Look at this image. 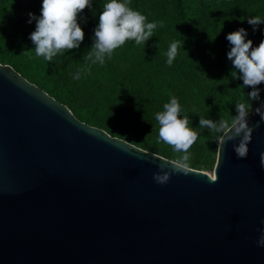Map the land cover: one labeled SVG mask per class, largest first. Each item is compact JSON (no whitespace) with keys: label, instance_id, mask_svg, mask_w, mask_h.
<instances>
[{"label":"water","instance_id":"water-1","mask_svg":"<svg viewBox=\"0 0 264 264\" xmlns=\"http://www.w3.org/2000/svg\"><path fill=\"white\" fill-rule=\"evenodd\" d=\"M248 122L259 126L246 158L238 137L212 176L190 168L158 184L171 160L0 64V264H264V121L254 110Z\"/></svg>","mask_w":264,"mask_h":264},{"label":"trees","instance_id":"trees-1","mask_svg":"<svg viewBox=\"0 0 264 264\" xmlns=\"http://www.w3.org/2000/svg\"><path fill=\"white\" fill-rule=\"evenodd\" d=\"M107 2L91 0V8L78 14L85 33L79 48L62 50L47 61L35 55L34 43L21 36L23 27L18 25L20 19H29V13L41 16L42 0H28L22 13L8 0H0V63L67 106L80 121L141 147L147 144L136 133L139 126L140 131L159 128L155 116L173 96L181 107L179 118H192L197 126L205 108L225 114L221 118L231 124L237 103H248L249 112L258 107L260 102L247 96L251 89L243 87L238 73L232 74L226 36L243 27L248 32L245 42L251 39L257 47L264 40V22L253 32L247 19L264 20V0H130L129 7L144 15L145 23H157L153 37L141 45L127 40L105 57L103 65L92 64L87 53ZM164 41L158 52L144 51L147 45ZM173 41L183 45L169 65L165 52ZM77 72L80 78L74 79ZM257 87L263 99L264 84ZM76 93L83 95L82 102L74 99ZM223 132L211 134L212 141L217 143Z\"/></svg>","mask_w":264,"mask_h":264},{"label":"clouds","instance_id":"clouds-1","mask_svg":"<svg viewBox=\"0 0 264 264\" xmlns=\"http://www.w3.org/2000/svg\"><path fill=\"white\" fill-rule=\"evenodd\" d=\"M129 3L130 0H109L104 4L98 26L94 29V42L87 53V60L92 64L103 65L105 57L110 58L113 51L127 40H134L137 45H141L153 37L157 23H145L146 17L132 10ZM86 7L91 8V0H42L41 16L37 18L33 13L28 14L29 23L32 20L36 21V29L29 37L35 45V55L52 61L53 57L62 50L79 48L85 33L77 22V17ZM262 22L264 20L260 16L247 19V23L253 26V32ZM247 36L248 32L243 27L227 34L226 39L231 45L227 58L235 69L232 74L235 76L238 73V79L243 81V87L251 89L247 93L250 101L260 102L255 108V113L264 121V100L261 99V89L257 87L264 84V40L253 48L251 39L245 42ZM182 45L179 41L170 44L166 53L169 65L173 63ZM73 78L79 79L80 73L77 72ZM249 106L248 103H237L235 105L237 115L233 117L231 124L224 119L214 122L201 117L199 127L208 128L216 133L228 130L226 138L224 135L218 137L219 151L227 142L235 141L239 137V142L233 144V149L238 158H246L254 127L259 126L258 124L249 126ZM163 107L164 111L155 116L159 123V139L172 146L176 152L185 154L171 162V171L166 170V164L159 165L160 171L153 174V179L158 184L167 183L173 173L183 172L187 175L190 172L188 150L198 138V133L188 126V117L179 118L181 107L175 96ZM260 164L264 167V153L260 154ZM210 180L215 182L217 177H211ZM260 232L261 235L256 243L259 247H264V229Z\"/></svg>","mask_w":264,"mask_h":264},{"label":"rangeland","instance_id":"rangeland-1","mask_svg":"<svg viewBox=\"0 0 264 264\" xmlns=\"http://www.w3.org/2000/svg\"><path fill=\"white\" fill-rule=\"evenodd\" d=\"M8 1H9L10 5L12 6V8L16 9L18 13H22L26 9V7L28 6V0H8ZM28 21H29V19L27 21H24V22H23V19H20L18 25H22V27H23L21 29V36L23 38H25V40H27V42H30L31 44H33V42L29 39V37H30V34L32 32H34L36 29V21L32 20L31 23H29ZM166 43H167V41L157 42V43H154L151 45H147L144 48V51H147L150 53L151 52H158L157 50L159 48L164 47L166 45ZM157 45H158V47H157ZM166 53L167 52H165V54ZM2 65H8V64H2ZM124 66L125 65H122V67H124ZM74 99L82 102L83 101V95L80 93H76ZM80 104L83 105V103H80ZM199 114H200V118L204 117L205 119H211L214 122H219L222 119L221 117L225 116V114L217 113L216 111L212 113V111H210L209 108H205L204 111H201ZM200 118H198L199 121H200ZM188 120H189L188 126L198 133L197 140L194 142V144L188 150V154L190 156L188 164H189L190 168H192V169L200 170V171L212 174L213 168H214V165L216 162L219 140L217 141V143L212 141L211 134H213L215 132H213L212 130H210L208 128H200L197 125H192V122H193L192 118H188ZM142 128H143V126L140 125L139 130L136 133L142 140H144L146 142L147 145L143 146V147L136 146V145H134V146L141 148L143 150L152 152V153L157 154L159 156H162V157L169 159L171 161L179 159L180 157H182L185 154L183 152H176L172 146L161 141L159 139V136H158L159 128L155 127L154 129H148V128L144 127L145 130L140 131ZM225 131H226V129L224 130V132ZM116 138H118V137H116ZM119 139H121V138H119Z\"/></svg>","mask_w":264,"mask_h":264},{"label":"bare ground","instance_id":"bare-ground-1","mask_svg":"<svg viewBox=\"0 0 264 264\" xmlns=\"http://www.w3.org/2000/svg\"><path fill=\"white\" fill-rule=\"evenodd\" d=\"M209 174V173H208ZM209 175H211L212 176V174H209Z\"/></svg>","mask_w":264,"mask_h":264}]
</instances>
